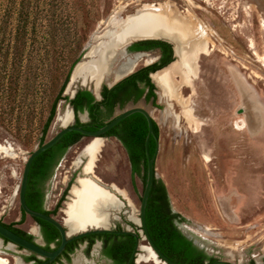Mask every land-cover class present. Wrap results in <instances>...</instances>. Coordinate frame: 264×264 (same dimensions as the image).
<instances>
[{"label": "rangeland", "instance_id": "rangeland-1", "mask_svg": "<svg viewBox=\"0 0 264 264\" xmlns=\"http://www.w3.org/2000/svg\"><path fill=\"white\" fill-rule=\"evenodd\" d=\"M166 6L180 17H196L209 30V55L200 58L192 87L182 89L189 99L186 106L164 96L156 85L158 104L141 102L127 109L145 108L157 123L158 179L164 182L173 209L189 222L187 226L219 248L224 261L264 264V67L256 56H264V0H0V146L5 150L0 158V222L37 237L38 225L24 218L18 193L26 160L42 144V127L56 94L55 47L58 51L72 47L67 51L66 71L78 58V65L92 64L98 55L88 62L87 53L102 42L109 44L118 34L113 32L116 28L120 31L136 16H160L159 9ZM109 31L113 35L102 38ZM118 38L123 42L130 37ZM112 54L113 50L107 53L110 63ZM152 59L158 63V54L127 50L111 63L100 84L91 75H80L70 82L65 96L72 98L79 89L96 93V86L101 85V90L115 86L121 81L116 82L118 77L123 80L152 66L147 65ZM134 65V72L128 74ZM252 107V127L237 131L236 124L248 122ZM188 110L195 117L193 122L186 115ZM124 111L117 110L115 116ZM69 112L70 105L61 102L59 119L45 142L63 129ZM83 117L82 123L90 121ZM100 140L103 146L88 175L84 170L90 160L84 151L94 140L83 138L67 153L50 185L46 208L52 211L58 206L56 218L64 223L75 200L73 188L79 178H88L121 200L120 209L112 215L130 211L139 223L145 173L132 175L128 154L115 138ZM141 245L137 264H163L149 259L143 250L146 242ZM32 255L0 239V256L12 264L16 259L25 264ZM71 258V263L64 259L59 264H105L93 250L87 253L85 243Z\"/></svg>", "mask_w": 264, "mask_h": 264}, {"label": "trees", "instance_id": "trees-1", "mask_svg": "<svg viewBox=\"0 0 264 264\" xmlns=\"http://www.w3.org/2000/svg\"><path fill=\"white\" fill-rule=\"evenodd\" d=\"M73 43V42H72ZM73 45V44H71ZM59 47H55L54 54H56L55 65L52 73L53 78V89L56 94L53 99V103L49 110V115L44 122L42 127V137L41 146L44 145L45 139L57 117L58 107L61 102L65 101L70 105L76 115V125L82 127L88 131H97L106 126L110 121H112L116 116L117 110H126L128 106H137L142 101L150 104L154 100V105L158 101V89L156 84L152 81L151 75L157 70H161L169 66L174 62V50L173 45L165 41H143L133 44L128 50L130 53H162L164 64L156 63L152 66L145 67L133 73L132 75L124 78L119 83L113 87L107 85L102 87L101 99H97L95 94L88 89H79L75 98L65 96L68 85L71 82L72 74L81 61V58L76 59L69 68L66 69V60L68 58V49H63L58 51ZM72 51V47L69 49ZM68 51V52H69ZM41 79V78H38ZM17 86V85H16ZM85 112L89 113L90 121L88 123H82L80 121V115ZM156 134L159 136V127L157 123H154ZM149 133V125L147 119L141 114H135L130 118L123 121L120 125L110 131L106 137H118L123 144L127 152L129 153L130 160L133 165L134 175H140L143 171L145 173V185L147 182V155H146V139ZM84 136L80 133L73 132L65 136L55 147L38 157L32 165L26 200L28 207L36 212L44 213L47 215H52L49 211H46L42 207V202H39L34 198L37 191L41 192L42 187L36 189L37 184L44 185L46 180L51 176L50 167L51 161L47 158L52 157V153L56 150L62 151V156H65L69 148L80 142ZM152 155L156 152L155 140H152L151 144ZM45 161H48L44 164ZM45 165V166H44ZM160 183L161 189L164 195L161 193V189L156 185ZM42 196L44 197L43 193ZM165 202L168 206H171V201L169 194L164 182L161 179H155L154 190H152L149 210L147 214L149 231L152 239L156 243L157 247L172 261L178 264H188L183 262L180 257L186 255V250L192 246L187 237L178 228L173 225V217L167 212L158 220L152 207L156 201ZM23 212V211H22ZM24 218L27 216L23 212ZM180 222H188L187 219L182 217L180 214L175 215ZM36 223L40 224L44 230L45 240L48 244V250H50L49 245L56 244V248L61 245V234L60 232L51 224L34 219ZM159 221V223H157ZM2 223V222H1ZM10 230L16 234L26 238L29 241H34V237L25 231L16 227V225H6ZM0 239H2L0 237ZM85 239L78 240L71 243L59 259L54 263H47V260H40L36 255L26 258L27 262L36 261L37 264H59L63 261L66 256L69 263H71L70 254L74 253L78 248V245L84 242ZM5 242H8L5 240ZM93 243V242H92ZM91 243V244H92ZM21 249V248H20ZM23 250V249H22ZM203 261L209 259L210 263L217 262L215 258H208L205 255L202 257Z\"/></svg>", "mask_w": 264, "mask_h": 264}, {"label": "bare ground", "instance_id": "bare-ground-1", "mask_svg": "<svg viewBox=\"0 0 264 264\" xmlns=\"http://www.w3.org/2000/svg\"><path fill=\"white\" fill-rule=\"evenodd\" d=\"M159 11H163L162 15L155 17L148 18L135 15V20L118 31L117 35L111 37L109 44L101 46L95 45L89 54L92 57L98 55V60H94L95 62L92 64H88L87 62L80 63L76 67L74 79L80 75H85V77L91 75L97 80L98 84H100L111 68L112 62H108L107 59L108 49H114L113 45L115 44H118L119 46V44L134 41L136 39L156 38L154 33L161 32L165 33L168 37L176 36V39L181 43V46L176 49L177 61L166 69L153 74V81L163 92L164 96L174 99L186 106L189 103V99L184 97L182 89L184 87H192L193 79H196L199 75L200 58L204 55H209L210 45L212 43L210 32L196 19V17H180L173 7L166 6L159 9ZM119 36H129L130 38L121 42L122 40L121 38H118ZM251 48L255 49L253 44ZM117 51L119 52L120 48L113 50L114 57H116L115 53ZM256 56L264 67V56H260L257 53ZM155 61V59L148 60L147 65H153ZM136 67L137 66L134 65L127 73H132ZM121 77L122 76L118 77L117 80ZM186 115L191 121L195 118L191 110H188ZM83 118L86 119V116ZM254 119V116H251V119L248 118V122H240L242 125L237 123L236 130L239 132L244 131L251 125V121L254 123ZM73 120L74 117L71 112H69L64 121V126L71 124ZM102 146V141L97 139L85 149L84 157L90 160L84 170L85 174L88 175L93 170L97 155ZM4 152V148L0 146V158L4 155ZM77 185L72 190V195L75 197V200L68 206L64 224L73 233L79 231L83 232L90 227H110L109 217L113 216L112 211L120 209V201L112 193L104 189V187L99 186L93 180L88 178H79ZM143 250L149 254V259L159 262L155 253L149 246L143 248ZM143 260L144 258H142V261ZM0 264H12V262L9 259L0 256ZM16 264H20L17 259Z\"/></svg>", "mask_w": 264, "mask_h": 264}, {"label": "water", "instance_id": "water-1", "mask_svg": "<svg viewBox=\"0 0 264 264\" xmlns=\"http://www.w3.org/2000/svg\"><path fill=\"white\" fill-rule=\"evenodd\" d=\"M113 32H118V28H116V30ZM111 34L112 33L109 31L102 38H105V37L107 38ZM154 34L156 35V38H147V39H139V40L136 39L134 41H129L127 43L119 44V46H118V44L113 45L114 49L110 48V49H108V51L115 50L116 48H120L121 53H118V51L116 53L114 52L116 54V57H114V55L112 54L110 56L111 62L117 60V58L122 53L126 52L133 44L138 43V42H143V41H165V42H168V43L174 45L173 46L174 58H176V49H177V47L181 46V43L176 39L177 37L176 36L175 37H168V36H166L165 33H161V32L160 33H154ZM103 43L104 42L100 43L99 46L103 45ZM92 49L93 48H91V50ZM91 50L86 55V59H88L87 60L88 62H91V61L96 59L95 57L90 56L89 53L91 52ZM137 54H140V53H137ZM112 59H114V60H112ZM176 61H174L173 63H175ZM108 62H109V60H108ZM173 63H171L170 65H172ZM169 66H167V67H169ZM166 68L158 70L155 73H158L159 71H162ZM75 71H76V68L72 74L71 83H74L73 78H74ZM132 73H130V74H132ZM155 73H153V74H155ZM152 75H151V79L153 81ZM126 76H128V75H126ZM123 78H125V77H123ZM120 80H122V79H119L116 82H119ZM76 94H77V92H75L73 94L72 99L75 98ZM94 94L97 97V99H99V100L101 99V85H100L99 89L96 86V93H94ZM70 111L74 117V123L72 122L71 124H69L67 126H62L63 129L58 134H56L52 139H50L44 145L38 147V149H36L27 158L26 164H25V167H24V170L22 173V178H21V183H20V188H19V193H18V204H19L20 210L22 209L21 211H23L27 215V217H30L33 219H39V220L45 221V222L51 224L52 226H54L61 234V245L57 249L49 251V250L45 249L44 246L41 245L39 242H37V241L32 242V241L27 240L26 238L16 234L15 232H13L7 226H5L3 223L0 222V237L2 238L1 240L2 241L7 240L8 243L12 244L13 246L21 248L30 254L36 255L38 257V259H40V260H47V263H54L57 259H59L64 254L68 245L72 242H75V241H78V240H81L83 238L93 236V235L115 234L114 232L110 231V227H107V228L90 227V228H87L83 232L79 231L77 233H73L64 223H62L60 220H58V218L51 216V215H47L44 213H40V212H36V211L31 210L28 207L27 200H26L30 172H31V168H32V165L35 162V160L38 157H40L42 154H44L45 152H47L50 149H52L53 147H55L68 134L73 133V132H77V133L82 134L84 136V138H92L93 140L105 139L106 135L110 131H112L114 128H116L118 125H120L123 121H125L126 119L130 118L131 116H133L135 114H141L147 119L148 125H149V133H148V136L146 139V145H145L146 155H147V163H148L147 182H146L143 197H142V205H141L142 217L140 219V225L143 228V234H145L143 239L148 242L147 246H149L152 249V251L155 253V255L159 261H161L164 264H177L174 261H172L171 259H169L157 247V245L155 244V242L153 241V239L149 233V230H148V227L146 224V210H147L149 198H150V195H151V192L153 189L154 181L156 178H158V174L156 171L157 170L156 169V161H157V156H158V153L160 150V138L157 136V134L155 132V127H154L155 120L152 117L151 113L148 110H146L145 108L133 107V108L127 109L124 112H122L121 114L117 115L112 121H110L106 126L101 128L100 130L88 131V130L76 125L75 111L71 106H70ZM241 113H246V112L241 111ZM83 115L86 116L87 119H90L88 112H85ZM58 119H59V116H57V120ZM152 138H154L156 140V144H157L156 145V152L154 155H152L150 152V143H151ZM104 189H106V188H104ZM106 190L109 191L110 193H112L111 190H109V189H106ZM110 219H111V217H109V222L111 223ZM121 234L132 235V236H135L137 240H139V235L135 234L131 231H127V232H124ZM134 259H135V256H133L131 258L129 264H132ZM211 264H231V263H229L227 261H217V262H214Z\"/></svg>", "mask_w": 264, "mask_h": 264}, {"label": "flooded vegetation", "instance_id": "flooded-vegetation-1", "mask_svg": "<svg viewBox=\"0 0 264 264\" xmlns=\"http://www.w3.org/2000/svg\"><path fill=\"white\" fill-rule=\"evenodd\" d=\"M157 60H159V62H158L159 64H164V62H162V60H163L162 53H158V59ZM142 102H144L146 105H148L145 101H142ZM156 103L158 104V101ZM150 104L154 105V100H152V102ZM252 108H250V115L248 114V116H249L248 118H250V119H251V116H254L253 112H254L255 108H253V109ZM89 118H90V116H89ZM254 118H255V116H254ZM254 122H255V119H254ZM252 125H253V123L251 121V125L249 126V128L252 127ZM111 138H115L117 141H119L121 143V145L124 147V149L126 150L125 145L123 144V142L118 137H111ZM153 139L154 138H152V140ZM152 140L150 143V147L152 144ZM80 142H78L77 144H79ZM77 144H75L74 146H76ZM155 145H157L156 140H155ZM74 146L69 148L68 152ZM126 152H127V150H126ZM150 152H151V149H150ZM67 153L65 156H62V151L56 150L55 152L52 153V157L47 158L52 163L51 167H50L51 176L46 180L44 185L41 186V184L38 183L36 186L37 187L36 189H39L42 187V191L41 192L37 191L34 195V198L36 200H38L39 202L43 201L42 207L46 211H49L46 208V200L48 197V191H49L50 185H51L53 179L55 178L57 171L63 166V162L65 161ZM127 154H128L129 159H130L128 152H127ZM47 162L48 161H45L44 164H46ZM130 162H131V160H130ZM131 167H132V175H134L132 162H131ZM156 179H158V178H156ZM156 185L158 186V188L161 189L160 183L156 182ZM144 189H145V184H144ZM152 190H154V185H153ZM160 191L164 195L163 190L161 189ZM42 193H43L44 197L42 196ZM120 196H122V195H120ZM117 199L121 202V200L118 197H117ZM149 201H150V198H149ZM141 205H142V199H141ZM129 207H130V205H129ZM57 209H58V206L55 207V209H53L52 211H49L52 214L51 216L57 217ZM152 209H153V211H154V213H155V215L159 221H161L163 219V215L168 212L170 214V216L173 217V219L171 220L173 225H175L178 228V230H180L187 237V239L190 242H192V246H190L186 250V255L180 257V259L183 262L188 263V264H211L209 259L203 261L202 257L204 255L208 258H215L218 261H224L220 257L219 248L212 246L211 244H213V243H210V241L205 240L204 238H202V236L201 237L197 236L196 233L187 226V224H189V222H186V223L180 222V220L175 217V215L178 213L173 209L172 205L171 206L167 205V203L165 202V199H163V202L156 201V203L153 205ZM148 210H149V202H148V206H147V210H146V224H147V227L149 230L148 218H147ZM120 211H118V212H120ZM61 212L65 213L64 210H61ZM129 213H130V211H125V212L122 211L120 216H115L113 214V216L110 219V221H111L110 231L114 232L115 234L93 235V236L83 238L85 240L82 243L86 244L87 253L89 254L91 252V250H93L99 256V258H98L99 261L104 262L105 264H129L131 258L133 256H135V259H134L132 264H137V259L140 255V253L143 252L142 251L143 246L141 245V243L146 242L148 244V242L143 239L145 234H143V228L140 225V219L142 217L141 209H140V212L138 214L139 223H136L135 221H133L134 217L131 216ZM161 217H162V219H160ZM159 221L157 223H159ZM37 225H38V228L36 229V234H37L36 236L37 237L34 238L33 242H35V241L38 242V239H39L43 242V244H41V245H43L44 248L47 249L48 244L45 240L44 230L40 224L37 223ZM127 231H131L135 234H138L139 240H137L135 236L121 234V233H124ZM149 233H150V231H149ZM6 243H8V242H6ZM72 243H74V242H72ZM81 244H79L78 246H80ZM49 247H50L49 251L57 249L56 244H51V245H49ZM64 253H66V251ZM74 253L70 254V258ZM64 259L67 260L66 256L63 258V260ZM25 264H37V262L34 260L30 261V262L26 261Z\"/></svg>", "mask_w": 264, "mask_h": 264}]
</instances>
